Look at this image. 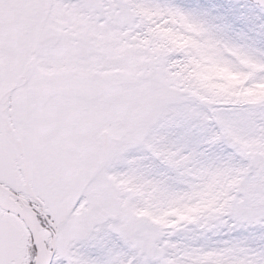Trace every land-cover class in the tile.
I'll use <instances>...</instances> for the list:
<instances>
[{"label": "snow or ice", "instance_id": "snow-or-ice-1", "mask_svg": "<svg viewBox=\"0 0 264 264\" xmlns=\"http://www.w3.org/2000/svg\"><path fill=\"white\" fill-rule=\"evenodd\" d=\"M0 264H264V0H0Z\"/></svg>", "mask_w": 264, "mask_h": 264}]
</instances>
